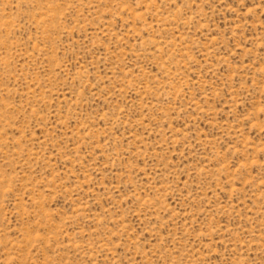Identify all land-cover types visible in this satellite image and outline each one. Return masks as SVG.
Returning <instances> with one entry per match:
<instances>
[{"label":"rangeland","instance_id":"rangeland-1","mask_svg":"<svg viewBox=\"0 0 264 264\" xmlns=\"http://www.w3.org/2000/svg\"><path fill=\"white\" fill-rule=\"evenodd\" d=\"M0 264H264V0H0Z\"/></svg>","mask_w":264,"mask_h":264}]
</instances>
